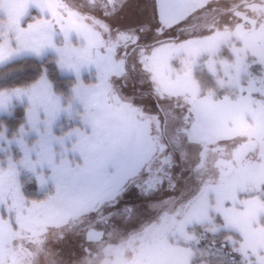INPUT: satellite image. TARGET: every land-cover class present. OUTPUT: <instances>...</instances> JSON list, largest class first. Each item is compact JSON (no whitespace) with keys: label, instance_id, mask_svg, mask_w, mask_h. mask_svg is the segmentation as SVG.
Here are the masks:
<instances>
[{"label":"snow or ice","instance_id":"snow-or-ice-1","mask_svg":"<svg viewBox=\"0 0 264 264\" xmlns=\"http://www.w3.org/2000/svg\"><path fill=\"white\" fill-rule=\"evenodd\" d=\"M0 264H264V0H0Z\"/></svg>","mask_w":264,"mask_h":264},{"label":"rangeland","instance_id":"rangeland-1","mask_svg":"<svg viewBox=\"0 0 264 264\" xmlns=\"http://www.w3.org/2000/svg\"><path fill=\"white\" fill-rule=\"evenodd\" d=\"M143 2H150V0H143Z\"/></svg>","mask_w":264,"mask_h":264}]
</instances>
